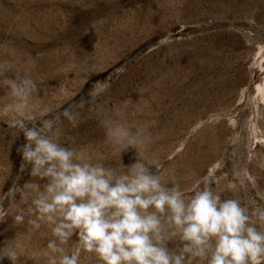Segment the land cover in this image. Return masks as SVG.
I'll use <instances>...</instances> for the list:
<instances>
[{"label":"rangeland","instance_id":"rangeland-1","mask_svg":"<svg viewBox=\"0 0 264 264\" xmlns=\"http://www.w3.org/2000/svg\"><path fill=\"white\" fill-rule=\"evenodd\" d=\"M0 44L16 50L0 62L37 81L53 109L45 118L79 113L76 125L61 116L76 145L96 146L112 162L100 110L148 122L151 155L183 188L205 177L220 188L243 179L225 198L264 206V0H0ZM24 142L0 120V247L13 239L22 264H47L50 230L33 232L28 202L13 195L34 179L21 167ZM122 160L134 163V150ZM21 210L25 222L15 225Z\"/></svg>","mask_w":264,"mask_h":264},{"label":"clouds","instance_id":"clouds-1","mask_svg":"<svg viewBox=\"0 0 264 264\" xmlns=\"http://www.w3.org/2000/svg\"><path fill=\"white\" fill-rule=\"evenodd\" d=\"M0 54L15 56L16 50L0 44ZM0 90V120L23 134L17 151L34 178L13 195L28 202L33 232L50 230L47 264H82V254L98 264H264V206L250 210L224 196L243 188V179L220 188L205 177L186 190L151 155L150 123L101 109L109 162L100 148L66 138L61 116L79 121L71 107L45 118L53 109L39 99L30 71L0 62ZM130 149L135 162L125 165L122 156ZM6 218L0 210V222ZM25 219L21 210L13 223ZM20 257L13 239L0 247V261L22 264Z\"/></svg>","mask_w":264,"mask_h":264},{"label":"bare ground","instance_id":"bare-ground-1","mask_svg":"<svg viewBox=\"0 0 264 264\" xmlns=\"http://www.w3.org/2000/svg\"><path fill=\"white\" fill-rule=\"evenodd\" d=\"M260 92L264 95V87L259 88Z\"/></svg>","mask_w":264,"mask_h":264}]
</instances>
